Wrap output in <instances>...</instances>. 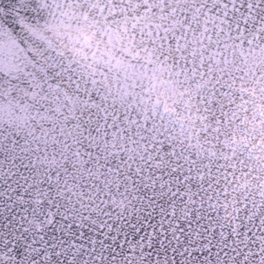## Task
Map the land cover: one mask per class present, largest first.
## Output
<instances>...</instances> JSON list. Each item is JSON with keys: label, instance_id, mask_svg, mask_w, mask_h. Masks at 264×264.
Instances as JSON below:
<instances>
[{"label": "snow or ice", "instance_id": "snow-or-ice-1", "mask_svg": "<svg viewBox=\"0 0 264 264\" xmlns=\"http://www.w3.org/2000/svg\"><path fill=\"white\" fill-rule=\"evenodd\" d=\"M65 6L128 40L66 59ZM245 79L264 0H0V264H264V191L229 200L248 146L224 155Z\"/></svg>", "mask_w": 264, "mask_h": 264}, {"label": "water", "instance_id": "water-1", "mask_svg": "<svg viewBox=\"0 0 264 264\" xmlns=\"http://www.w3.org/2000/svg\"><path fill=\"white\" fill-rule=\"evenodd\" d=\"M62 11V18L58 16L57 20L52 22L48 35L58 50L66 52V59L79 61L84 56L90 58L93 53L106 50L111 53L113 47H119L128 40L130 30L126 31L123 22L119 25V31L113 30L109 42L102 35L99 26L94 25L91 19L88 21L83 19V15L87 13L82 15L67 6ZM88 11L91 12L92 9ZM74 12L80 17L78 23H73ZM65 33L78 36L79 43H70ZM234 88L242 89L247 93V102L245 104L239 96H236L235 104L229 109L230 113L235 112L239 116V121L230 123L225 130L227 144L224 155L231 162V157L240 152L241 145H247L249 151L243 157L238 156V159L244 160V170L237 165V179L232 186L236 191L234 193L229 189V200L240 192L242 186L252 193H256L258 188L264 191V83L257 87L253 82L245 79L237 82ZM245 108L247 111L244 110ZM193 117H189L183 111L181 113V118L188 122L189 130L196 126ZM229 119L231 120V116Z\"/></svg>", "mask_w": 264, "mask_h": 264}]
</instances>
